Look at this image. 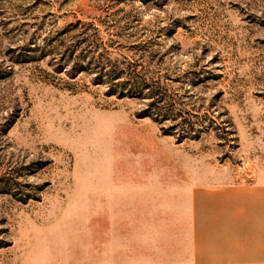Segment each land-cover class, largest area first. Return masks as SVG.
I'll list each match as a JSON object with an SVG mask.
<instances>
[{
  "label": "rangeland",
  "instance_id": "1",
  "mask_svg": "<svg viewBox=\"0 0 264 264\" xmlns=\"http://www.w3.org/2000/svg\"><path fill=\"white\" fill-rule=\"evenodd\" d=\"M133 67L189 122L120 93ZM260 181L264 0H0V264L264 262L258 202L195 207Z\"/></svg>",
  "mask_w": 264,
  "mask_h": 264
},
{
  "label": "crops",
  "instance_id": "2",
  "mask_svg": "<svg viewBox=\"0 0 264 264\" xmlns=\"http://www.w3.org/2000/svg\"><path fill=\"white\" fill-rule=\"evenodd\" d=\"M253 202L259 203V209L264 211V183L259 182V186L252 189L245 188H223L197 190L195 193V207L198 213H203L205 217L197 225L215 226L217 220L225 218L235 225V229H241L245 225L249 207ZM235 234V233H232ZM239 234V233H238ZM232 248L240 252L246 244L240 237H231L227 241ZM237 258V256L235 255ZM243 263V262H241ZM264 264V262L247 263Z\"/></svg>",
  "mask_w": 264,
  "mask_h": 264
},
{
  "label": "trees",
  "instance_id": "3",
  "mask_svg": "<svg viewBox=\"0 0 264 264\" xmlns=\"http://www.w3.org/2000/svg\"><path fill=\"white\" fill-rule=\"evenodd\" d=\"M115 69L111 71L105 70L103 76H107L111 79L121 78L123 72ZM141 69L137 70L136 67L132 68L134 80H138V83L122 82L121 86L123 87L120 90V93H127L129 96L140 98L146 97L151 99L148 108L154 110L155 116H160L161 120L180 119L179 123H188L189 120L185 117V111L181 108L179 102L174 96H169V94H167V85L165 83L162 84L158 78L156 80H153L154 78H149L144 73V70Z\"/></svg>",
  "mask_w": 264,
  "mask_h": 264
}]
</instances>
